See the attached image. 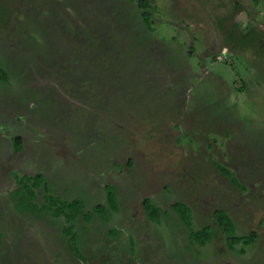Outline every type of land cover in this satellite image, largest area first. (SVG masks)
I'll list each match as a JSON object with an SVG mask.
<instances>
[{"label": "rangeland", "instance_id": "rangeland-1", "mask_svg": "<svg viewBox=\"0 0 264 264\" xmlns=\"http://www.w3.org/2000/svg\"><path fill=\"white\" fill-rule=\"evenodd\" d=\"M147 1L149 26L139 0H0V264H264V0ZM37 173L86 212L116 186L109 220L74 223L80 257L9 199ZM217 210L256 241L229 247Z\"/></svg>", "mask_w": 264, "mask_h": 264}, {"label": "trees", "instance_id": "trees-1", "mask_svg": "<svg viewBox=\"0 0 264 264\" xmlns=\"http://www.w3.org/2000/svg\"><path fill=\"white\" fill-rule=\"evenodd\" d=\"M138 6L142 11V16L145 23L149 26L150 15L145 9L151 7V4L147 0H139ZM7 74L0 67V80L6 82ZM15 149L21 150V138L15 137L13 139ZM219 164V163H218ZM217 164L220 171L227 176L231 173L222 164ZM236 182H239L237 177H234ZM240 184V182H239ZM16 187L9 193V199L15 205L18 210L24 212L29 211H44L52 212L54 215L62 217L67 225L64 228V232L69 240L70 251L77 257H80V252L78 250L77 240L78 234L74 231V223L76 220L83 216L85 220L90 221L95 215L99 216L102 220H109L112 212L118 210V198H117V188L113 184H109L105 187L107 205L97 204L93 207L92 211H85V204L81 199L66 200L59 196H56L52 192V187L49 184L46 176L42 173H37L35 175H23L16 177ZM42 189L44 192V204L39 206L36 202L38 195V190ZM144 210L148 217L153 221H160L162 217L163 210L161 207L157 206L152 199L146 198L143 203ZM173 210L177 213L182 222L189 229L190 238L200 244L205 245L207 242L212 241L214 236V228L207 225L201 229H194L192 223L191 209L188 205L177 202L172 206ZM215 220L221 232L226 236L227 244L229 247H234L236 244H242L243 246H249L254 243L257 239V234L251 232L248 235L239 236L236 234V226L232 221L231 217L224 210H217L215 212ZM2 243L1 233H0V245ZM82 258V257H81Z\"/></svg>", "mask_w": 264, "mask_h": 264}, {"label": "flooded vegetation", "instance_id": "flooded-vegetation-1", "mask_svg": "<svg viewBox=\"0 0 264 264\" xmlns=\"http://www.w3.org/2000/svg\"><path fill=\"white\" fill-rule=\"evenodd\" d=\"M233 7H234V3L231 4L229 10H231ZM225 22L227 23V25H229V24L231 25L233 22V19H231L230 17L227 16V19L225 18Z\"/></svg>", "mask_w": 264, "mask_h": 264}]
</instances>
